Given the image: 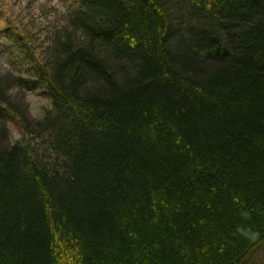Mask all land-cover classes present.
Listing matches in <instances>:
<instances>
[{"label":"trees","instance_id":"trees-1","mask_svg":"<svg viewBox=\"0 0 264 264\" xmlns=\"http://www.w3.org/2000/svg\"><path fill=\"white\" fill-rule=\"evenodd\" d=\"M65 1L36 78L0 74V264H244L264 244V0Z\"/></svg>","mask_w":264,"mask_h":264},{"label":"rangeland","instance_id":"rangeland-1","mask_svg":"<svg viewBox=\"0 0 264 264\" xmlns=\"http://www.w3.org/2000/svg\"><path fill=\"white\" fill-rule=\"evenodd\" d=\"M66 7L65 0H0V30L10 28L8 33L13 37L24 36L19 41L24 51H20L12 47L9 39L4 40L0 32V74L8 72L23 79L36 78L35 69L44 63L50 39L69 27ZM24 92L31 117L42 119L51 105L49 97L42 87ZM8 128L12 142L25 141L19 124L10 121ZM26 139L29 140V136ZM30 145L46 161L57 160L40 139L32 138ZM244 264H264V244L255 249Z\"/></svg>","mask_w":264,"mask_h":264}]
</instances>
